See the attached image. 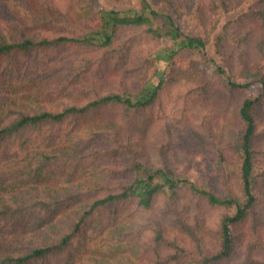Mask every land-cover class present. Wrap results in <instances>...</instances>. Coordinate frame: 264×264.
Returning a JSON list of instances; mask_svg holds the SVG:
<instances>
[{
  "label": "trees",
  "instance_id": "1",
  "mask_svg": "<svg viewBox=\"0 0 264 264\" xmlns=\"http://www.w3.org/2000/svg\"><path fill=\"white\" fill-rule=\"evenodd\" d=\"M104 1L0 0V264H264V0L218 60L242 0H143L207 31L153 88L163 26Z\"/></svg>",
  "mask_w": 264,
  "mask_h": 264
},
{
  "label": "rangeland",
  "instance_id": "2",
  "mask_svg": "<svg viewBox=\"0 0 264 264\" xmlns=\"http://www.w3.org/2000/svg\"><path fill=\"white\" fill-rule=\"evenodd\" d=\"M153 1L154 0H148V3H153ZM258 1L259 0H242V6L237 11L232 13H226L223 8L220 7L219 12L221 20L213 31H209L210 42L206 45L207 55H210L213 59L218 60L214 45L216 37L223 31L224 24L236 18L239 14L247 11L250 6L254 5ZM103 4L105 7L104 15H106V12L110 10L125 13L127 16L144 14L153 18L156 23L163 26L160 32L163 37L162 46L158 53H154L157 59L156 64L159 71L150 83L149 88H153L158 82L160 76L163 73H168L172 67L181 68V76L183 79L182 83H189L195 80L196 76L192 74L189 69L191 64L198 62L202 58L204 51L203 48H191L190 41L186 40L185 35L187 34L192 37H206L207 31L203 29L202 26L190 19H176L175 13L170 8H166V11L174 19L172 21L164 15L152 16L150 9L143 0H131V3L126 7L107 0H105ZM156 6L158 10H161L160 5L157 4ZM177 26H179L181 30H179ZM213 67L214 64L209 61V63L204 66V70L210 71ZM258 91L259 89H256L257 93Z\"/></svg>",
  "mask_w": 264,
  "mask_h": 264
}]
</instances>
